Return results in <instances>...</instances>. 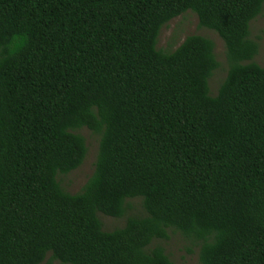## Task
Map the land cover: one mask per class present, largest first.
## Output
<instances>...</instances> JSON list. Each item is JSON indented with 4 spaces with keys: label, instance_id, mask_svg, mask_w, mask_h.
<instances>
[{
    "label": "trees",
    "instance_id": "1",
    "mask_svg": "<svg viewBox=\"0 0 264 264\" xmlns=\"http://www.w3.org/2000/svg\"><path fill=\"white\" fill-rule=\"evenodd\" d=\"M264 0H0V264H174L180 232L201 264H264V67L250 24ZM224 42L160 32L187 12ZM70 194L58 174L87 155ZM142 198L147 216L105 231ZM191 251V250H190ZM48 255H50L48 257Z\"/></svg>",
    "mask_w": 264,
    "mask_h": 264
},
{
    "label": "rangeland",
    "instance_id": "2",
    "mask_svg": "<svg viewBox=\"0 0 264 264\" xmlns=\"http://www.w3.org/2000/svg\"><path fill=\"white\" fill-rule=\"evenodd\" d=\"M250 32L251 39L259 44V52L254 61L264 67V6L261 15L251 22ZM191 35L204 36L214 42V52L220 67L210 78L209 87L210 93L216 95L228 72L226 47L223 40L214 31L200 27L196 14L189 11L171 20L164 26L158 39V48L164 51H173ZM77 133L85 138L87 145L86 158L78 169L66 175L58 174V181L61 186L70 194L79 193L92 176L99 148V135L87 128H82ZM141 199L135 198L127 200V211L121 218H113L99 213L98 217L102 222L103 229L105 231H113L122 228L125 226L129 216H147V213L143 209ZM151 246L163 247L174 264H201L198 259V248L193 246L180 232L169 230L168 240L156 239L152 242ZM52 264L62 263L54 261Z\"/></svg>",
    "mask_w": 264,
    "mask_h": 264
}]
</instances>
